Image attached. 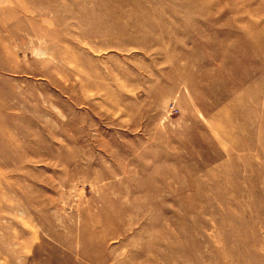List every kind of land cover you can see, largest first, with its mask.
<instances>
[{
    "label": "rangeland",
    "instance_id": "374dc122",
    "mask_svg": "<svg viewBox=\"0 0 264 264\" xmlns=\"http://www.w3.org/2000/svg\"><path fill=\"white\" fill-rule=\"evenodd\" d=\"M0 264H264V0H0Z\"/></svg>",
    "mask_w": 264,
    "mask_h": 264
}]
</instances>
